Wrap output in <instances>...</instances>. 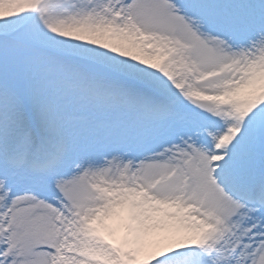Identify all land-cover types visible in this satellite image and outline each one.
Segmentation results:
<instances>
[{
    "label": "snow or ice",
    "instance_id": "6c2138e0",
    "mask_svg": "<svg viewBox=\"0 0 264 264\" xmlns=\"http://www.w3.org/2000/svg\"><path fill=\"white\" fill-rule=\"evenodd\" d=\"M0 264H264V0H0Z\"/></svg>",
    "mask_w": 264,
    "mask_h": 264
}]
</instances>
